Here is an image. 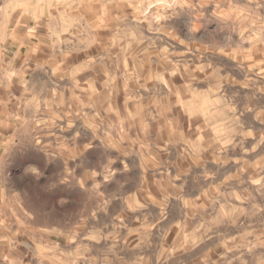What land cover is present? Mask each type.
<instances>
[{
	"label": "clouds",
	"instance_id": "9594fccd",
	"mask_svg": "<svg viewBox=\"0 0 264 264\" xmlns=\"http://www.w3.org/2000/svg\"><path fill=\"white\" fill-rule=\"evenodd\" d=\"M0 264H264V0H0Z\"/></svg>",
	"mask_w": 264,
	"mask_h": 264
},
{
	"label": "rangeland",
	"instance_id": "374dc122",
	"mask_svg": "<svg viewBox=\"0 0 264 264\" xmlns=\"http://www.w3.org/2000/svg\"><path fill=\"white\" fill-rule=\"evenodd\" d=\"M198 198H201V197H198ZM124 223L127 224V221H124ZM129 227H130V228H131V227H134V225H130ZM171 238H172V237L170 236V240H171Z\"/></svg>",
	"mask_w": 264,
	"mask_h": 264
}]
</instances>
